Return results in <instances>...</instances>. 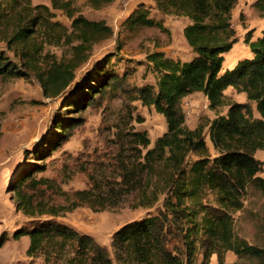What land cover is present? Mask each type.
<instances>
[{"label": "trees", "instance_id": "1", "mask_svg": "<svg viewBox=\"0 0 264 264\" xmlns=\"http://www.w3.org/2000/svg\"><path fill=\"white\" fill-rule=\"evenodd\" d=\"M110 1L88 0V3L98 8ZM152 1L160 14L187 17L189 22L183 27V36L192 56L179 60L162 51L147 54V61L157 78L154 85L139 87L137 98L163 115L166 130L151 147H148L150 141L146 132L133 133V141L145 150L136 161L122 168L121 175L137 188L138 206L156 207L154 213L128 221L113 232L115 256L130 264H193L196 255L201 253L200 264H208L211 255L215 254L218 264H226L224 254L231 251L239 258L264 264V245L239 236L234 231L233 216L243 207L248 185L264 196V176L259 174L263 170V161L254 156L256 150L264 149V27L254 38L245 36L249 57L236 60L231 67H223L224 54L236 41L231 24V11L236 0ZM15 4L16 0H0V24L14 20L10 33L2 39L13 54L35 56L34 43L30 41L34 31L28 27V19H21L20 11L15 17ZM53 6L64 10L71 18L69 31L63 36V43L70 46L71 54L65 60L45 61L40 69L36 67L35 59L33 62L29 57L24 64L36 75L45 95L50 90L58 92L66 87L73 79L75 67L86 59L85 54L93 43L113 32L103 19L74 15L70 0ZM255 6L264 14V0H255ZM149 15L150 7L140 2L123 23L129 29L139 26L161 28V20ZM102 63L93 69V74H87L88 81L94 82L83 94L87 96L69 104L79 106L83 101L89 104L94 93L110 90L119 82L114 68L106 69L109 58ZM26 74L5 49L0 48V76ZM227 87L244 93L246 99L255 104L258 116L248 103L230 100L224 93ZM194 91L201 92L208 100V108L216 112L207 124V136L214 153L206 143L204 126L190 128L185 123L180 102L182 97ZM222 107H226V112L220 114ZM71 124L62 118L56 127L66 131ZM55 140L51 141V146H55ZM45 152L41 154L46 156ZM190 155L195 158L190 159ZM31 170L17 167L10 176L13 178L10 188L16 197L15 208L31 218L29 227L21 226L13 233L17 238L28 237L26 254L64 256L67 264H112L108 251L90 235L56 220L69 205H59L50 196H45L48 187L53 194L58 190L46 178L32 177L35 170ZM39 184L44 187H38ZM85 192L77 191V198H88ZM160 199L161 204L157 206Z\"/></svg>", "mask_w": 264, "mask_h": 264}, {"label": "rangeland", "instance_id": "2", "mask_svg": "<svg viewBox=\"0 0 264 264\" xmlns=\"http://www.w3.org/2000/svg\"><path fill=\"white\" fill-rule=\"evenodd\" d=\"M60 1L64 0H16L15 17L20 11L21 19H28V27L34 31L30 41L34 43L35 56L13 54L7 49L2 37L10 33L14 20L0 24V48L27 73L17 77L0 76V264H67L64 256L27 255L29 239L25 235L13 236L19 227L31 225V218L15 208L16 197L10 188L13 181L10 176L17 167L35 170H31L32 177H44L58 190L53 194L48 187L44 193L59 205H69L68 210H62L61 216L56 217L58 222L90 235L108 251L112 264H130L116 258L112 234L124 223L154 213L156 206L150 209L138 206L137 188L123 178L122 168L136 161L145 150L133 141V133L146 132L150 141L148 147H151L166 130L163 115L153 106L143 104L137 98V91L141 86L156 82L157 73L147 61L148 53L162 51L179 60L192 56L183 36V27L189 21L183 15L160 14L153 3L140 1L150 7L149 16L161 20L162 27L129 29L123 21L140 3L137 0H111L98 8L92 7L88 0H70L74 15L103 19L113 32L93 43L85 54L86 59L75 67L73 79L66 87L58 92L50 90L45 95L36 75L24 64L29 57L30 61L35 59L40 69L45 61L65 60L70 56L71 48L63 43V36L69 31L71 18L64 10L53 6ZM31 18L37 20L31 22ZM231 24L236 41L224 54L223 67H231L236 60L251 55L244 38L259 35L264 27V14L256 8L255 0H236ZM107 58L106 69L113 67L120 77L119 82L110 90L94 93L89 104L84 101L79 102V106L69 104L87 96L83 94L94 83L92 79L88 81L87 74H93V69L104 64ZM224 93L230 100L248 103L258 116L255 104L248 101L244 93L232 87H227ZM180 105L188 127L204 126L206 143L214 153L207 136V124L216 112L208 108L206 97L194 91L182 97ZM225 112L226 107L219 111L220 114ZM62 118L72 123L66 131L56 127ZM53 139H56L55 146H51ZM42 151L47 155L41 154ZM254 156L263 161L259 174L264 176V149L256 150ZM194 158L190 155V159ZM80 190H85L88 198H77L76 192ZM72 204L74 207L70 208ZM233 216L234 231L239 236L264 245V196L258 190L247 186L243 207ZM201 258V253L197 254L193 264H200ZM224 261L226 264H256V260L239 258L231 251L224 254ZM208 264H218L215 254Z\"/></svg>", "mask_w": 264, "mask_h": 264}, {"label": "crops", "instance_id": "3", "mask_svg": "<svg viewBox=\"0 0 264 264\" xmlns=\"http://www.w3.org/2000/svg\"><path fill=\"white\" fill-rule=\"evenodd\" d=\"M140 1L145 2L146 4L153 3L152 0H137V2H140ZM26 237H27V236H26ZM27 238H28V237H27ZM228 252H230V251H227V253H228Z\"/></svg>", "mask_w": 264, "mask_h": 264}]
</instances>
